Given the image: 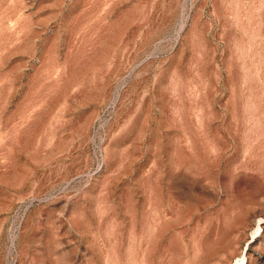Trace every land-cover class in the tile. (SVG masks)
Masks as SVG:
<instances>
[{
  "label": "rangeland",
  "instance_id": "rangeland-1",
  "mask_svg": "<svg viewBox=\"0 0 264 264\" xmlns=\"http://www.w3.org/2000/svg\"><path fill=\"white\" fill-rule=\"evenodd\" d=\"M263 260L264 0H0V264Z\"/></svg>",
  "mask_w": 264,
  "mask_h": 264
},
{
  "label": "bare ground",
  "instance_id": "bare-ground-1",
  "mask_svg": "<svg viewBox=\"0 0 264 264\" xmlns=\"http://www.w3.org/2000/svg\"><path fill=\"white\" fill-rule=\"evenodd\" d=\"M258 209V208H257ZM261 209V208H260ZM263 210V209H262ZM255 212V211H254ZM247 219V218H246ZM240 242V241H239ZM205 251V250H204ZM264 261V260H263ZM257 262V261H256ZM261 263V262H260Z\"/></svg>",
  "mask_w": 264,
  "mask_h": 264
}]
</instances>
